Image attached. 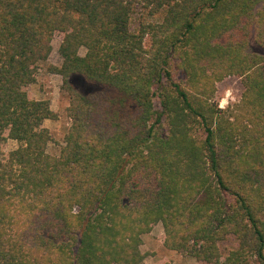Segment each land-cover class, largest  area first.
<instances>
[{"label": "trees", "instance_id": "1", "mask_svg": "<svg viewBox=\"0 0 264 264\" xmlns=\"http://www.w3.org/2000/svg\"><path fill=\"white\" fill-rule=\"evenodd\" d=\"M56 33L71 124L54 156L40 125L58 116L25 88ZM253 40L264 0H0V264H145L158 224L197 262L264 264ZM73 76L101 89L77 92ZM231 76L245 92L223 109L216 84ZM5 137L19 143L7 156Z\"/></svg>", "mask_w": 264, "mask_h": 264}, {"label": "rangeland", "instance_id": "2", "mask_svg": "<svg viewBox=\"0 0 264 264\" xmlns=\"http://www.w3.org/2000/svg\"><path fill=\"white\" fill-rule=\"evenodd\" d=\"M138 17L133 20V28L137 26ZM256 33V36L257 37ZM64 38V34L56 33L52 42L53 51L49 60L42 63L33 81L26 86V92L31 100H47L51 109L57 114L58 119L46 120L40 127L48 129L52 134V141L48 147V153L51 155H59L64 145V138L70 127V119L67 114L69 106V87L66 86L61 75L55 74L51 68L61 65L59 56V47ZM147 45L149 41H146ZM252 51L264 57V44L261 46L253 40ZM86 51L82 49L81 55H85ZM70 86L82 94H90L99 91L98 85L86 82L80 76H73L69 80ZM245 92V86L241 78L231 76L216 84V95L214 101L223 109L234 108L242 102ZM155 104L159 107L158 99ZM19 143L5 137L3 141V153L8 155L11 151L17 149ZM164 229L161 224L153 226L150 232L143 236L142 252L146 254L145 264H203L194 259L188 258L186 255L168 250L163 245ZM228 249L232 248V244L225 245ZM253 264V263H252Z\"/></svg>", "mask_w": 264, "mask_h": 264}]
</instances>
